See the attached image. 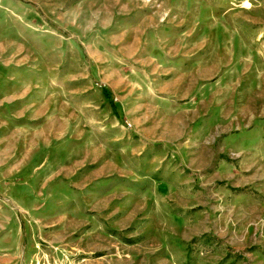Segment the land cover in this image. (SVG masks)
<instances>
[{"label":"rangeland","instance_id":"obj_1","mask_svg":"<svg viewBox=\"0 0 264 264\" xmlns=\"http://www.w3.org/2000/svg\"><path fill=\"white\" fill-rule=\"evenodd\" d=\"M0 226L6 264H264V0H0Z\"/></svg>","mask_w":264,"mask_h":264},{"label":"crops","instance_id":"obj_2","mask_svg":"<svg viewBox=\"0 0 264 264\" xmlns=\"http://www.w3.org/2000/svg\"><path fill=\"white\" fill-rule=\"evenodd\" d=\"M9 229H11V228L0 226V233H3V236L1 235V237H0V259H1L0 260V264H6L9 261V259L7 258L8 256H7L6 251L2 252V249H6L7 248V245L2 246L3 244H1V243H4L2 241L6 240L8 235L12 234V231L9 230ZM2 257L5 258L6 260L2 261Z\"/></svg>","mask_w":264,"mask_h":264}]
</instances>
